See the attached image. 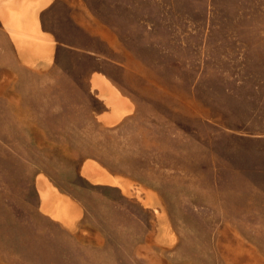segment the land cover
I'll list each match as a JSON object with an SVG mask.
<instances>
[{
	"label": "rangeland",
	"instance_id": "1",
	"mask_svg": "<svg viewBox=\"0 0 264 264\" xmlns=\"http://www.w3.org/2000/svg\"><path fill=\"white\" fill-rule=\"evenodd\" d=\"M13 6L0 264H264V0ZM92 74L130 103L119 118Z\"/></svg>",
	"mask_w": 264,
	"mask_h": 264
},
{
	"label": "bare ground",
	"instance_id": "2",
	"mask_svg": "<svg viewBox=\"0 0 264 264\" xmlns=\"http://www.w3.org/2000/svg\"><path fill=\"white\" fill-rule=\"evenodd\" d=\"M47 1L48 0H37L36 3L38 5H41V4H43V3L47 2ZM15 3H16L15 0H0V16L2 17V19L4 20V22L6 23L7 26L13 28V30H14L13 32L16 31L15 28H14L16 23L11 21L12 20L11 15H12V12H14V10L16 9L13 6V4H15ZM26 10H29V5H28ZM12 17H13V15H12ZM20 17L24 18L23 15L19 16V18ZM32 17H33V14H32ZM25 22L27 23L26 18H25V21L23 23H25ZM21 41H24V40L21 39ZM94 88L100 89L101 97H104L110 104L113 105L115 110L113 109L114 113L110 117H114V118L118 117L119 118V116L124 111H126V110H128L130 108V103L128 102V100L121 96V94L119 93L117 88L105 76L98 75V76L95 77V79H94ZM107 120H109V119H107ZM111 120H112V118H111ZM92 164H93L92 162L86 163L85 167H84V171H86L88 176H90L94 181L95 180H97V181H107V182L108 181H112L111 183L116 181L113 178H111V176H109L110 174L108 175L106 172L96 173V174L93 173V172L91 173V171H93V168H94L93 165L95 163L93 165ZM98 165H100V164H98ZM97 168H99V167H97ZM43 192H45V190ZM44 196L46 198L45 201H48L47 202L48 205L45 204V207H46L45 209H46L47 212L53 213L54 210L56 211L57 207L60 206V205H62L64 207H67V202H66L67 200L63 196H61V194H59V192L55 188H51L50 192L48 194H46V192H45ZM49 202H50V204H49ZM53 214L55 216H58L57 213H53Z\"/></svg>",
	"mask_w": 264,
	"mask_h": 264
},
{
	"label": "crops",
	"instance_id": "3",
	"mask_svg": "<svg viewBox=\"0 0 264 264\" xmlns=\"http://www.w3.org/2000/svg\"><path fill=\"white\" fill-rule=\"evenodd\" d=\"M15 1H17V0H15ZM22 2H26V0H21ZM32 1H37V0H32ZM31 3V2H30ZM42 7H44V5L42 6ZM41 6H40V8L39 9H41L42 8ZM15 8H17V7H15ZM33 18H35L36 17V14H35V12L33 11ZM0 18H1V20L3 21V19H2V17L0 16ZM37 18V17H36ZM4 23V22H3ZM39 23V22H38ZM5 24V23H4ZM6 26V25H5ZM7 28V27H6ZM41 29V28H40ZM45 34H51V32H49V31H45V30H43V29H41ZM92 77H93V74H92V76H91V79H90V82H91V86H92V88H94L93 87V84H92ZM96 90H97V93H98V95H99V89L98 88H95ZM100 96V95H99ZM122 97H124V96H122ZM105 99V98H104ZM105 101L107 102V103H109L106 99H105ZM110 104V103H109ZM112 105V104H111ZM113 106V105H112ZM114 108V107H113ZM112 115V114H111ZM86 164V163H85ZM39 180V179H38ZM52 186H54V185H52ZM55 187V186H54Z\"/></svg>",
	"mask_w": 264,
	"mask_h": 264
}]
</instances>
